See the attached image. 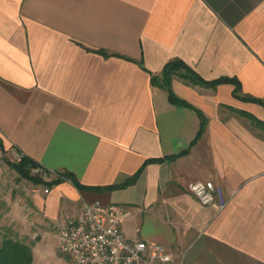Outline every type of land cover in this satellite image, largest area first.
Here are the masks:
<instances>
[{
  "label": "crops",
  "instance_id": "obj_1",
  "mask_svg": "<svg viewBox=\"0 0 264 264\" xmlns=\"http://www.w3.org/2000/svg\"><path fill=\"white\" fill-rule=\"evenodd\" d=\"M172 61L236 83L176 74L173 105ZM0 143L7 168L17 153L83 187L31 195L39 233L97 202L170 264H264V0H0Z\"/></svg>",
  "mask_w": 264,
  "mask_h": 264
},
{
  "label": "built area",
  "instance_id": "obj_2",
  "mask_svg": "<svg viewBox=\"0 0 264 264\" xmlns=\"http://www.w3.org/2000/svg\"><path fill=\"white\" fill-rule=\"evenodd\" d=\"M12 155L15 162L22 157ZM31 173L45 181L56 176L41 166ZM188 190L203 207L215 206L221 211L227 204L222 190L212 182H194ZM128 214L117 205L103 206L96 202L84 206L76 217L64 219L56 230L59 253L68 264H170L162 246L125 236L121 225Z\"/></svg>",
  "mask_w": 264,
  "mask_h": 264
},
{
  "label": "rangeland",
  "instance_id": "obj_3",
  "mask_svg": "<svg viewBox=\"0 0 264 264\" xmlns=\"http://www.w3.org/2000/svg\"><path fill=\"white\" fill-rule=\"evenodd\" d=\"M7 160L15 162L16 159L10 154ZM44 190L42 186L20 179L0 157V240L7 236L28 245L32 254L31 264H68L58 251L54 226L51 225V230L42 234L32 219L31 195H46Z\"/></svg>",
  "mask_w": 264,
  "mask_h": 264
},
{
  "label": "trees",
  "instance_id": "obj_4",
  "mask_svg": "<svg viewBox=\"0 0 264 264\" xmlns=\"http://www.w3.org/2000/svg\"><path fill=\"white\" fill-rule=\"evenodd\" d=\"M176 74H179V76L183 79L189 80L192 84L200 85V86H207V87H214L218 84L222 83H232L235 82L234 80H219V81H213V82H205L202 79H200L193 71H191L186 65L179 61H172L165 65L163 68L159 81L160 86L167 92L168 101L173 105L183 106L186 105L185 102L180 100L172 91L171 89V80L172 77ZM151 82L153 84H156L157 79L152 78ZM236 83V82H235ZM0 148H2L0 143ZM156 161H148L147 163H152ZM5 163L9 166L10 169H12L20 179L25 180L29 183H31L34 186H42L48 191L63 183V182H70L73 187L76 189H82L75 178L69 174V173H57L56 176L49 180L45 181L39 176H35L31 173L32 169L40 167L37 163L31 161L27 157L23 156L21 157L20 161L12 162L6 160ZM141 170V169H140ZM140 170L132 176L130 179H128L126 182H124L121 185L108 187V190L116 189V188H122L129 186L133 184L139 173ZM32 263V254L31 249L28 245H26L24 242H21L19 240H16L14 238H9L7 236H4L0 240V264H31Z\"/></svg>",
  "mask_w": 264,
  "mask_h": 264
}]
</instances>
